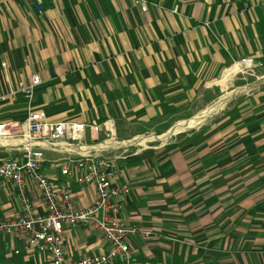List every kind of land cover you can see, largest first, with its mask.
<instances>
[{
    "label": "crops",
    "instance_id": "1",
    "mask_svg": "<svg viewBox=\"0 0 264 264\" xmlns=\"http://www.w3.org/2000/svg\"><path fill=\"white\" fill-rule=\"evenodd\" d=\"M145 1L143 12L134 0H45L39 15L30 3L0 0V92L41 79L30 103L18 93L0 104V121L34 110L86 125L112 119L126 141L193 119L191 111L224 95L237 75L224 74L242 58L264 73V0ZM104 137L87 129L82 150ZM9 144L6 152L21 158L18 141ZM67 150L44 152L42 172L69 185L76 209L88 207L95 190L80 189L76 172L60 174ZM116 163L124 173L114 184L130 186L118 217L151 232L130 240L136 264H264V79L196 129ZM26 187L34 211L44 212L35 183ZM0 198V219L21 215L11 182ZM61 236L66 259L108 249L91 226H64ZM25 243L22 232L0 233V264H51Z\"/></svg>",
    "mask_w": 264,
    "mask_h": 264
},
{
    "label": "built area",
    "instance_id": "2",
    "mask_svg": "<svg viewBox=\"0 0 264 264\" xmlns=\"http://www.w3.org/2000/svg\"><path fill=\"white\" fill-rule=\"evenodd\" d=\"M3 1L30 3L39 15H43L45 0ZM134 4L143 12L147 10L145 0H134ZM236 65L241 73L253 71L258 66L250 57L240 59ZM3 82L9 85V77L5 76ZM40 83L39 75L34 74L29 84L20 85L17 90L8 88L6 93L1 91L0 104L14 99L18 93L30 103ZM87 129L105 132V138L95 142L88 152L82 150ZM114 136L112 119L98 125H86L76 121H52L45 111L34 110L18 122L0 121V151L5 153L0 161V188L11 182L22 204L19 217L0 219V233L22 232L26 238V248L36 253H46L51 264H115L118 260L122 264H136L130 240L138 235L149 238L151 232L140 231L134 224L118 217L121 200L129 195L130 186L127 183L114 184L113 180L124 173L116 160L125 159L133 143L117 141ZM11 140L18 141L15 147L21 152V158L6 152V149L13 147L9 144ZM60 146L69 152L60 157V174L68 177L76 172V184L80 189L95 190V200L88 207L76 209L69 185L54 186L42 172L44 152L54 151ZM111 151L116 154L108 155ZM27 181L35 183L40 190L46 205L44 212L34 211L27 193ZM64 226L95 228L108 244L107 251L80 259H66L61 236Z\"/></svg>",
    "mask_w": 264,
    "mask_h": 264
},
{
    "label": "rangeland",
    "instance_id": "3",
    "mask_svg": "<svg viewBox=\"0 0 264 264\" xmlns=\"http://www.w3.org/2000/svg\"><path fill=\"white\" fill-rule=\"evenodd\" d=\"M257 67H254L253 68V71H249V72H242L241 73V72L235 71L234 73H232V74H235V75L237 74V75L234 77V81H232V84L230 86L228 84H226L227 87H226V90H225L224 95H226L229 92H232V91H234V90H236L238 88L246 87V86L251 85V84H254V83L258 84L259 83L257 81L258 78L264 76V73H263V69L261 70L259 67L258 68ZM241 83H243V84H241ZM238 84H241V85H238ZM250 90H251V86L250 87H247L244 90L238 91L237 94H235L233 96L230 95L231 97H229L228 101L234 100L235 98H237L239 96H243V95H245V93L249 92ZM217 99L215 101H213V103L216 102ZM227 102H226V104L223 107H226ZM213 103L209 104L207 107H205L202 110H199V111H191V112H193L192 113L193 115H191V116L192 117L193 116L195 117V116L201 114L205 109H207ZM223 107L217 113H214V114L212 113L208 117H205L201 122H199V123L196 122L197 124L194 122L192 127L188 128V129L179 128L174 133L170 134L168 137H163L162 138V135L165 134L166 132H168L171 128H173L181 120L174 121L172 125H170L169 127H166L165 129L162 128V126L151 127V129H146V131H144V132H142V133H140L138 135H132L131 137L127 138L126 141L127 142H133L132 140L134 138H136V137H139V136H148L150 134H153L155 136H161V137H159V138H155L154 137V138H151L150 140L144 141V142H142L140 144H136L134 142L133 145L130 147V149H133V148H135V149H141V148H144V147H148V146L155 145L156 143H163L164 144V143H166L167 139H169V137H171L172 135H174L176 133H182V132L192 131V130L196 129L197 127H199L200 125H203L206 121L210 120L211 118L216 117L217 115H219L221 113ZM114 138H115V140H117L116 136H114ZM120 142H122V141L120 140ZM129 153H130V151H129Z\"/></svg>",
    "mask_w": 264,
    "mask_h": 264
},
{
    "label": "bare ground",
    "instance_id": "4",
    "mask_svg": "<svg viewBox=\"0 0 264 264\" xmlns=\"http://www.w3.org/2000/svg\"><path fill=\"white\" fill-rule=\"evenodd\" d=\"M235 71H237V65L234 64L232 65L229 69H227V71L225 72L224 74V81L227 80V78L232 74L234 73ZM264 79V76L258 78V82L263 80ZM256 83L254 84H251V85H248L246 87H242V88H238L232 92H229L228 94H226L225 96H222L220 99H218L216 102H214L212 105H210L207 109H205L201 114L195 116L193 119H190V120H187V121H180L178 122L173 128H171L168 132H166L165 134L162 135V138L163 137H168L170 134L174 133L176 130H178L179 128H183V129H188L190 127L193 126V123L197 122H201L205 117H208L210 114H214V113H217L225 104L226 102L228 101L229 97L237 94L238 91H241V90H244L246 89L247 87H250V86H254ZM231 95V96H230ZM196 123V124H197ZM159 138L161 136H155L153 134H150L148 136H139V137H136L134 138L132 141L133 142H126V143H136V144H140L144 141H147V140H150L151 138Z\"/></svg>",
    "mask_w": 264,
    "mask_h": 264
},
{
    "label": "trees",
    "instance_id": "5",
    "mask_svg": "<svg viewBox=\"0 0 264 264\" xmlns=\"http://www.w3.org/2000/svg\"><path fill=\"white\" fill-rule=\"evenodd\" d=\"M241 84H243V83H241ZM241 84H238V85H241Z\"/></svg>",
    "mask_w": 264,
    "mask_h": 264
},
{
    "label": "water",
    "instance_id": "6",
    "mask_svg": "<svg viewBox=\"0 0 264 264\" xmlns=\"http://www.w3.org/2000/svg\"><path fill=\"white\" fill-rule=\"evenodd\" d=\"M258 83V82H257ZM251 87H253V86H251Z\"/></svg>",
    "mask_w": 264,
    "mask_h": 264
}]
</instances>
